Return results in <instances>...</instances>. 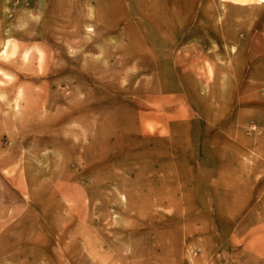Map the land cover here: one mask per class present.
<instances>
[{"label":"rangeland","instance_id":"rangeland-1","mask_svg":"<svg viewBox=\"0 0 264 264\" xmlns=\"http://www.w3.org/2000/svg\"><path fill=\"white\" fill-rule=\"evenodd\" d=\"M0 264H264V0H0Z\"/></svg>","mask_w":264,"mask_h":264}]
</instances>
